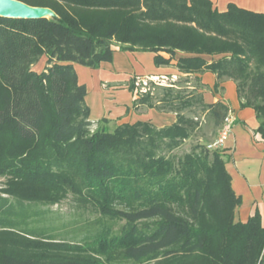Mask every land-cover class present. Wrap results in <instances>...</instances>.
I'll use <instances>...</instances> for the list:
<instances>
[{"label": "trees", "instance_id": "trees-1", "mask_svg": "<svg viewBox=\"0 0 264 264\" xmlns=\"http://www.w3.org/2000/svg\"><path fill=\"white\" fill-rule=\"evenodd\" d=\"M20 1L54 14L0 16V264H264L261 217L235 220L241 197L223 149L208 146L229 106L204 102L208 87L198 76L215 73V89L232 79L264 138V12L233 3L219 11L211 0ZM114 45L153 52L156 66L176 58L181 75L194 78L187 93L175 81H149L135 93L134 110L174 112L172 123L109 130L107 117L90 119L74 65L98 68L113 59ZM197 104L217 131L176 156L198 127L184 110ZM69 195L100 214L90 236H57L64 224H51L41 208Z\"/></svg>", "mask_w": 264, "mask_h": 264}, {"label": "crops", "instance_id": "crops-1", "mask_svg": "<svg viewBox=\"0 0 264 264\" xmlns=\"http://www.w3.org/2000/svg\"><path fill=\"white\" fill-rule=\"evenodd\" d=\"M219 10H226L229 3L256 12H264V0H211ZM113 59L102 62L98 68L75 64L80 83L87 87L85 102L90 107V119L97 121L107 117L109 122L116 119L133 123L137 120L150 121L157 127L170 124L175 120L169 112L157 111L153 108L134 110L132 100L135 95L129 91L128 82L132 76L142 77H176L181 73L175 67V60L169 65L154 64V53L140 50H121L113 46ZM165 57L168 54L162 53ZM44 57L34 66L40 70L44 66ZM201 82L208 88L202 90L206 103L220 100L229 106L228 115L232 119L228 136L223 141L225 167L231 177V186L241 203L235 208V220L246 221L258 212L264 225V138L257 131L259 120L251 107H241L235 82L224 78L217 88H213L216 75L210 71L198 74ZM125 82V84H123ZM90 85L96 88V109L93 110L90 99ZM125 94V98L122 95ZM157 116V117H155ZM166 116V117H165ZM167 122H163V121ZM160 121V122H158Z\"/></svg>", "mask_w": 264, "mask_h": 264}, {"label": "rangeland", "instance_id": "rangeland-1", "mask_svg": "<svg viewBox=\"0 0 264 264\" xmlns=\"http://www.w3.org/2000/svg\"><path fill=\"white\" fill-rule=\"evenodd\" d=\"M173 60L176 61V58ZM136 76V75H135ZM138 76V75H137ZM166 78H162L158 76L159 82H162V85H168L170 82H176L179 86H181L184 89V92L187 93L190 88H192V84H195L194 78L189 77L185 75H177L176 77L172 76H165ZM136 79V77H135ZM134 79V81H135ZM157 80V79H156ZM125 84V82L123 83ZM93 85H90L89 90L91 91V102H92V109H96V105L98 102L96 100V88L92 87ZM188 87V88H187ZM125 94L122 95V98H125ZM142 108L141 110H143ZM158 111V110H157ZM171 114V117L175 115L174 112H169ZM184 113L189 116H193L198 121V127L192 131L189 138L183 141V143L176 149L173 150V153L176 156H181L185 152H188L191 147H193L196 144L200 143H209L217 129L213 127V123L211 118L208 116V114L202 109L200 104H197L191 108L185 109ZM157 117V116H155ZM166 117V116H165ZM116 119L111 120V122L108 121L107 127L109 130H113L114 127L117 125ZM160 122V121H158ZM163 122H167L166 120ZM95 127V125H93ZM219 134V130H218ZM3 178H0V183ZM43 209H47L49 213H52L53 217H55V220L51 222V224L60 225L64 224L62 228L57 229L60 233H55L59 237H64L67 239H81L84 236H90L93 234L98 228V221L100 219V214L93 208L89 207L85 210L80 209L79 207H76L75 200L71 195H69L65 200L62 202L52 205V206H41ZM120 223L113 226L114 229H117L119 227ZM39 228L42 230L49 231L53 226L46 225V223H43L39 225ZM53 231V230H51Z\"/></svg>", "mask_w": 264, "mask_h": 264}, {"label": "water", "instance_id": "water-1", "mask_svg": "<svg viewBox=\"0 0 264 264\" xmlns=\"http://www.w3.org/2000/svg\"><path fill=\"white\" fill-rule=\"evenodd\" d=\"M46 7L31 6L20 0H0V16L13 18H39L53 15Z\"/></svg>", "mask_w": 264, "mask_h": 264}, {"label": "built area", "instance_id": "built-area-1", "mask_svg": "<svg viewBox=\"0 0 264 264\" xmlns=\"http://www.w3.org/2000/svg\"><path fill=\"white\" fill-rule=\"evenodd\" d=\"M157 79V80H156ZM149 81H152L156 84L162 85V82H159L158 77H142L137 76L135 79V89H134V95L137 93V91H146L149 88ZM232 119L229 115L226 116L224 123L219 131V135L216 138V140L209 144L208 146H221L223 141L226 139V137L229 134L230 128H231Z\"/></svg>", "mask_w": 264, "mask_h": 264}]
</instances>
